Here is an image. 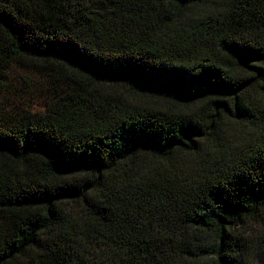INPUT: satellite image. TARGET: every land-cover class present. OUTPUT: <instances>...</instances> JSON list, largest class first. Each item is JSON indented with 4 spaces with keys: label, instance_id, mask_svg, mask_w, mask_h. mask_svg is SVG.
Returning <instances> with one entry per match:
<instances>
[{
    "label": "trees",
    "instance_id": "obj_1",
    "mask_svg": "<svg viewBox=\"0 0 264 264\" xmlns=\"http://www.w3.org/2000/svg\"><path fill=\"white\" fill-rule=\"evenodd\" d=\"M0 264H264V0H0Z\"/></svg>",
    "mask_w": 264,
    "mask_h": 264
},
{
    "label": "rangeland",
    "instance_id": "obj_2",
    "mask_svg": "<svg viewBox=\"0 0 264 264\" xmlns=\"http://www.w3.org/2000/svg\"><path fill=\"white\" fill-rule=\"evenodd\" d=\"M27 0H24V2H26ZM43 107V106H42ZM42 107H40V108H42ZM39 107H35L34 109H36V110H38V109H40Z\"/></svg>",
    "mask_w": 264,
    "mask_h": 264
}]
</instances>
